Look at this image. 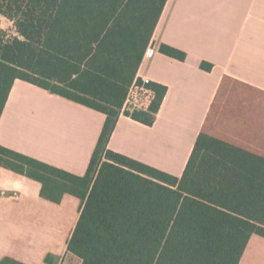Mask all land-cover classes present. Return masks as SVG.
Returning a JSON list of instances; mask_svg holds the SVG:
<instances>
[{"label":"trees","instance_id":"trees-1","mask_svg":"<svg viewBox=\"0 0 264 264\" xmlns=\"http://www.w3.org/2000/svg\"><path fill=\"white\" fill-rule=\"evenodd\" d=\"M167 2L0 0V119L16 80L106 116L83 176L0 145V166L40 182L43 198L81 200L67 243L81 264H240L251 239H264V91L222 78L181 177L108 149ZM152 88L149 111L130 116L146 126L167 93Z\"/></svg>","mask_w":264,"mask_h":264},{"label":"crops","instance_id":"crops-1","mask_svg":"<svg viewBox=\"0 0 264 264\" xmlns=\"http://www.w3.org/2000/svg\"><path fill=\"white\" fill-rule=\"evenodd\" d=\"M162 44L186 53L180 61ZM137 76L167 87L152 126L119 116L108 149L181 177L224 76L264 91V0H168ZM213 65L211 71L201 68ZM106 116L16 80L0 119V145L78 176L86 174ZM40 182L0 166V261L72 264L67 243L81 200L41 195ZM75 263V264H76ZM240 264H264L253 237Z\"/></svg>","mask_w":264,"mask_h":264},{"label":"built area","instance_id":"built-area-1","mask_svg":"<svg viewBox=\"0 0 264 264\" xmlns=\"http://www.w3.org/2000/svg\"><path fill=\"white\" fill-rule=\"evenodd\" d=\"M155 49L151 46L145 51L144 58L152 57ZM155 84L148 77L136 76L127 93L126 99L120 111V116H131L136 111L147 112L156 99V91L152 88Z\"/></svg>","mask_w":264,"mask_h":264},{"label":"rangeland","instance_id":"rangeland-1","mask_svg":"<svg viewBox=\"0 0 264 264\" xmlns=\"http://www.w3.org/2000/svg\"><path fill=\"white\" fill-rule=\"evenodd\" d=\"M1 29L5 30L8 36L15 35L13 23L7 19L1 18ZM76 262V259H73L72 264H75Z\"/></svg>","mask_w":264,"mask_h":264}]
</instances>
